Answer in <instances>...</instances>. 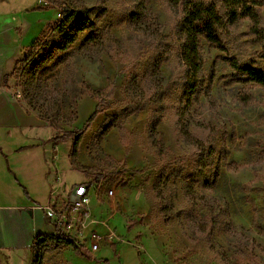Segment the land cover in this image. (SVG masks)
<instances>
[{"label": "rangeland", "instance_id": "1", "mask_svg": "<svg viewBox=\"0 0 264 264\" xmlns=\"http://www.w3.org/2000/svg\"><path fill=\"white\" fill-rule=\"evenodd\" d=\"M43 1L0 0V27L15 20L21 28L17 14L27 10L29 47L38 37L53 44L50 29L61 10ZM75 1L95 17L107 7L98 27L101 40L88 42L89 34L81 35L33 81L21 75L20 65L11 88L60 133L82 129L100 103L83 82L92 90L114 83V97L110 104L101 102L106 109L85 130L78 154L71 149L78 169L71 181L85 179L93 189L85 235L79 238L76 227L71 237L83 249L97 232L101 250L78 256L71 247H42V264H264V87L238 83L226 60L264 70L263 44L249 32L250 21L238 25L227 52L203 41V85L186 105L177 30L182 10L174 0H146L150 17L138 22L131 18L137 0ZM41 3L44 8H38ZM261 15L264 26V8ZM139 97L148 102L144 110L126 117ZM111 123L116 126L107 131ZM199 141L216 149L206 186L189 180L198 170ZM19 197L21 207L27 200ZM249 198L255 200L256 217ZM33 212L19 226V237L7 238L0 229L2 264H29L26 243L32 232L51 231L43 212ZM31 251L34 259V243Z\"/></svg>", "mask_w": 264, "mask_h": 264}, {"label": "trees", "instance_id": "2", "mask_svg": "<svg viewBox=\"0 0 264 264\" xmlns=\"http://www.w3.org/2000/svg\"><path fill=\"white\" fill-rule=\"evenodd\" d=\"M52 8H59L60 18L55 21L50 31L55 37L53 44L45 43L42 39H37L30 47L29 51L24 54L16 63L13 73L17 71L18 66H22L21 75H28L33 81L39 70L47 69L55 58L64 52H67L72 45L77 43L80 36L88 33V42L93 43L101 40V34L98 31L101 17L108 12L107 7H102L97 17H95L87 6L75 0H45ZM182 10V17L178 23L177 30L180 37L182 59L186 68V81L184 83V101L186 105H191L200 93L203 85L200 75L204 68L202 55L203 41H207L214 48L227 52L231 42L235 40V31L238 25L245 20L250 21L249 32L254 39L263 44V50L260 57L264 59V26L261 25L262 10L264 0H174ZM146 0H137L135 11L131 13L134 21H141L145 17H150L147 9ZM41 45L44 46L40 56ZM39 47V48H38ZM38 59L31 63L33 58ZM229 67L234 71L236 80L241 84H253L264 87V70L248 64L239 63L233 58H227ZM83 88L90 94L100 98V103L96 106L94 112L85 122L82 129L73 131L58 132L52 139L56 144L66 141H72V155L78 154V148L83 139L85 130L90 127L97 116L106 108H102L101 102L110 104L114 97L115 85L110 83L105 89L92 90L83 82ZM246 101L248 99L244 98ZM130 103L126 111V117L144 110L147 105L144 97L135 99ZM116 126L111 123L106 126L108 131ZM196 162L198 170L189 177L190 181L197 182L202 186L208 185L211 179L207 176L206 169L209 159L216 151L215 146L208 147L204 142L196 143ZM264 155V148H263ZM217 169L216 176L218 175ZM99 178V177H98ZM195 183V184H197ZM192 184L191 188H194ZM252 205V212L256 217L257 209L254 199H248ZM51 249H60L64 247L73 248L78 256H83L82 248L78 242L72 239L69 232H58L54 235H40L34 242V259L33 264H42L44 254L42 247ZM0 264H2L0 259ZM104 264H110L107 260Z\"/></svg>", "mask_w": 264, "mask_h": 264}, {"label": "crops", "instance_id": "3", "mask_svg": "<svg viewBox=\"0 0 264 264\" xmlns=\"http://www.w3.org/2000/svg\"><path fill=\"white\" fill-rule=\"evenodd\" d=\"M38 8H44L42 3ZM26 11L17 14L23 18L21 28H15V20L12 24L3 21L0 27V229L10 239L20 236L19 226L30 220L28 215L40 209L42 201L44 205L64 209V202L74 190L87 182L85 179L80 184L71 181L72 171H78L72 163V141L58 144L52 141L58 132L30 108L18 94V88L16 91L11 88L16 63L30 49L27 39L31 29L24 21L29 16ZM92 192L90 189V197ZM18 197L27 200L21 207L16 204ZM40 211L52 224L51 231L32 232V238L26 243L31 252L29 264H32L31 246L36 237L58 233L45 211ZM82 253L85 255L86 251L82 249Z\"/></svg>", "mask_w": 264, "mask_h": 264}, {"label": "built area", "instance_id": "4", "mask_svg": "<svg viewBox=\"0 0 264 264\" xmlns=\"http://www.w3.org/2000/svg\"><path fill=\"white\" fill-rule=\"evenodd\" d=\"M60 13L58 16L60 17ZM113 194V191L110 192ZM91 197L90 189L87 186L77 187L71 197L67 200V205L63 209L57 208L52 204L39 207L45 211L47 218L53 222L58 232H69L71 234L76 227L81 228L79 238L85 235V230L90 221ZM101 236L97 232L89 235L88 247H83L91 253H98L101 250Z\"/></svg>", "mask_w": 264, "mask_h": 264}]
</instances>
